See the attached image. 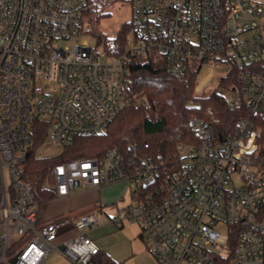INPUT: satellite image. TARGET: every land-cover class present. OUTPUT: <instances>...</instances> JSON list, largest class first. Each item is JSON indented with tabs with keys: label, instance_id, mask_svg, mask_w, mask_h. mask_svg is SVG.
<instances>
[{
	"label": "built area",
	"instance_id": "obj_1",
	"mask_svg": "<svg viewBox=\"0 0 264 264\" xmlns=\"http://www.w3.org/2000/svg\"><path fill=\"white\" fill-rule=\"evenodd\" d=\"M87 1L0 0V264H44L53 252L98 264L101 248L86 229L99 225L105 204L74 220L69 211L41 218L23 176L31 125L45 118L57 144L106 131L122 109L145 103L129 91L140 59L177 77L205 64L232 77L228 103L245 110L235 130L219 134L192 115L198 142L178 144V163L158 160L149 143L113 146L56 164L50 187L72 198L76 187L127 181L131 201L113 220L136 221L159 264H215L231 247L234 264H264V0H130L133 40L118 55L57 44L81 32ZM71 223L77 233L59 240Z\"/></svg>",
	"mask_w": 264,
	"mask_h": 264
},
{
	"label": "trees",
	"instance_id": "obj_2",
	"mask_svg": "<svg viewBox=\"0 0 264 264\" xmlns=\"http://www.w3.org/2000/svg\"><path fill=\"white\" fill-rule=\"evenodd\" d=\"M122 0H88L83 9L81 32L90 25L99 44L104 45L108 55H118L128 46L132 22L127 21L115 36H109L98 29V23L109 12L110 5ZM232 77L222 78L219 86L228 88ZM198 72L177 77L169 75L162 62L136 60L133 66L130 94L141 97L145 103L130 105L122 109L112 120L108 129L94 135H77L63 144L59 154L38 156L35 147L40 144L48 131V121L36 118L34 129V148L24 164L23 176L33 184L41 209L58 196L50 187L52 168L64 161L103 156L113 146L123 150L131 146H144L149 143L148 151L165 163L179 162L178 144L198 142V136L190 124V117L198 115L209 122L219 134H227L236 128L239 118L245 113L242 108H232L227 97L217 90L208 94H196ZM195 102L194 107L188 106ZM111 205V204H109ZM113 205V204H112ZM18 241L13 244L12 252L17 249ZM235 248L228 255L221 256L215 264H234ZM98 264H121L102 250L96 257Z\"/></svg>",
	"mask_w": 264,
	"mask_h": 264
},
{
	"label": "rangeland",
	"instance_id": "obj_3",
	"mask_svg": "<svg viewBox=\"0 0 264 264\" xmlns=\"http://www.w3.org/2000/svg\"><path fill=\"white\" fill-rule=\"evenodd\" d=\"M109 14L100 20L98 23V29L109 36H115L122 24L132 19V5L130 0L117 1L110 5L108 8ZM88 24L84 32H80L77 36L69 39H60L57 44L61 47L73 48L76 45H81L84 42L89 43L94 47L95 52L106 51L104 45L99 44L96 35L89 29ZM132 31V30H131ZM249 35V34H245ZM128 45L132 43V32L128 36ZM220 72L218 69L213 68L211 65L205 64L199 72L198 84L196 94L203 95L219 91L226 97L230 96V91L219 86ZM43 121H45V118ZM32 131L34 130L31 125ZM45 139L35 147L36 154L38 156H51L59 154L63 149V144H57L51 140ZM34 144V143H33ZM32 144V145H33ZM7 181L10 179L7 176ZM104 193L101 196V201L106 204L102 211L98 212L99 225L94 228H87L88 236L96 241L101 250L111 256L121 264H150V260L146 259L145 254L152 252L148 244L140 236L141 228L136 221L126 220L123 227H118L114 222V217L123 213L126 206L131 201V194L129 192V183L127 181H121L111 184L103 188ZM72 199L57 198L49 201L45 204L46 216L48 220L54 216L58 211H68L70 208V216L78 218L84 214L89 208L96 209L94 207L96 194L94 190L86 189L85 187H76L73 190ZM111 204V205H109ZM113 204V205H112ZM47 221V219H45ZM0 232L2 228L0 227ZM77 233V229L74 224L71 223L64 227L60 232L59 240L66 239ZM16 239H12L14 244ZM20 247V246H19ZM18 247V248H19ZM137 256L130 262L125 263V259L128 256ZM155 263L159 264L157 259Z\"/></svg>",
	"mask_w": 264,
	"mask_h": 264
},
{
	"label": "crops",
	"instance_id": "obj_4",
	"mask_svg": "<svg viewBox=\"0 0 264 264\" xmlns=\"http://www.w3.org/2000/svg\"><path fill=\"white\" fill-rule=\"evenodd\" d=\"M94 192H95V194L97 195L96 196V199H95V201H94V203L98 200V199H100L101 200V196L103 195V193H104V189L102 188L100 191H95L94 190ZM65 199H72V198H65ZM52 201V200H51ZM105 206H106V204H105ZM104 206V207H105ZM69 210V212H70V208H68ZM91 210H93L92 208H89L86 212H88V211H91ZM62 212H65L64 210H61V212L60 211H58L56 214H58V213H62ZM85 212V213H86ZM46 209L45 208H43V212H42V214H41V218H43V219H47L48 220V217L46 216ZM55 214V215H56ZM53 217V216H52ZM52 217H50V218H52ZM49 218V219H50ZM76 218V217H75ZM75 218H73L72 217V219L74 220ZM141 236V235H140ZM151 251V250H150ZM145 256H146V259H149L151 262H150V264H156L155 263V259L153 258V257H155L152 253L151 254H149V253H146L145 254ZM137 256H131V255H129L128 256V258H126L125 259V263H128V262H130L132 259H134V258H136ZM44 264H70V262H69V260L65 257V256H63L61 253H59V252H53V253H51L50 254V256L48 257V259L45 261V263Z\"/></svg>",
	"mask_w": 264,
	"mask_h": 264
},
{
	"label": "water",
	"instance_id": "obj_5",
	"mask_svg": "<svg viewBox=\"0 0 264 264\" xmlns=\"http://www.w3.org/2000/svg\"><path fill=\"white\" fill-rule=\"evenodd\" d=\"M13 262L15 261V259L12 260Z\"/></svg>",
	"mask_w": 264,
	"mask_h": 264
}]
</instances>
